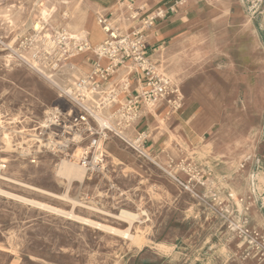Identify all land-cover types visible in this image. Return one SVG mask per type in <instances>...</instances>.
I'll use <instances>...</instances> for the list:
<instances>
[{"label": "rangeland", "instance_id": "374dc122", "mask_svg": "<svg viewBox=\"0 0 264 264\" xmlns=\"http://www.w3.org/2000/svg\"><path fill=\"white\" fill-rule=\"evenodd\" d=\"M44 1L0 0V190L70 212L73 207L66 201L5 180L22 181L60 196L67 182L58 177L57 169L63 161L79 165L61 154L42 149L35 139L43 138L42 128L52 108L71 109L63 92L83 76L67 66L74 61L83 66L93 59L91 52L70 57L60 73L53 75L40 72L38 62H23L4 46L16 50L19 37L32 36L35 29L42 30L47 23L57 24L55 14L60 2V14L68 20L75 11L73 4L79 0H52L50 20L38 15L37 6H44ZM8 17L15 23L8 24L5 21ZM93 21L97 25L94 16ZM58 26L70 36L72 29H83L80 23L72 20ZM52 29L59 27L48 25L45 28L49 32ZM227 46L212 52L210 58L205 57L201 46L200 56L183 61L184 71L180 77L168 74L179 89L182 106L185 98L193 93L200 98L198 102L202 105L195 115L198 116V130L204 137L197 155L193 157L190 153L180 160L170 158L160 164L157 155L152 157L154 162L139 158L124 144L120 145L121 149L129 157L119 161L115 155L118 150L110 143L107 146L112 152L108 159L109 172L87 174L85 185L74 183L70 190V197L84 204L75 209L78 216L118 232L130 228L127 222L116 218L121 212L139 215L131 229L135 241L77 224L0 193V264L262 263L264 259L244 246L232 229L233 224L248 218L250 204L243 197H232L224 192V187L212 180L207 168L212 158L214 160L213 155L210 157L214 151L209 144L214 141L210 139L212 132L235 134L246 128L251 131L257 125L256 116L252 115L248 123H242L239 117L246 90L244 85H237L235 79L246 70L247 62L239 56L238 43L233 41ZM232 66L235 72L230 74ZM54 79L60 84V90L53 85ZM182 106L177 110L169 105L167 108L174 113ZM161 107L164 105L147 109L158 116L157 110ZM218 116L220 119L216 120ZM48 135L49 132L44 136L45 141ZM224 141L221 139L222 143ZM222 154L217 157L220 162L225 159ZM252 157L250 147L238 158L239 169L244 170ZM158 160L161 161V157ZM190 176L200 179L204 186L195 184L193 192H189L175 180L188 181Z\"/></svg>", "mask_w": 264, "mask_h": 264}, {"label": "crops", "instance_id": "0c3cea01", "mask_svg": "<svg viewBox=\"0 0 264 264\" xmlns=\"http://www.w3.org/2000/svg\"><path fill=\"white\" fill-rule=\"evenodd\" d=\"M79 1L73 4L74 14L71 17L65 15L68 20L60 14L62 3L60 2L55 14L57 24L45 25L52 28L59 27L58 30H61L58 24L70 20L76 21L82 25L85 32L84 37H80L93 47L102 44L106 37L98 24L99 17L110 19L121 34L129 35L133 34L141 26L142 21L154 12L174 7V13H169L167 18L158 20L153 28L145 33L148 57L160 72L174 82L175 80L168 74L180 77L184 71L183 61L200 56L201 46L204 48L205 57L210 58L212 52L221 49L223 45L226 48L233 41L239 44L237 50L239 56L247 62L246 70L240 73V77L236 75L235 79V83L244 85L246 90L239 117L242 123H248L252 115L256 116L257 125L252 127L251 131L246 128L235 134L212 132L210 139L214 141L209 144L214 151L210 157L213 155L214 160L212 158L207 168L212 180L224 187V192H228L232 197H243L245 202L250 204V212L247 214L249 227L264 235V16L261 15V11L264 10V0ZM134 12L137 13L136 20L130 18ZM93 16L96 17L97 25L93 21ZM82 20L83 23L80 22ZM92 57L93 59L86 63L87 68L83 70L85 73H80L83 76L81 78L89 76L96 69L97 59L93 54ZM110 63L108 60H102L100 65L107 68ZM67 67L71 71H77L70 65ZM233 72L235 68L232 66L229 68V73L233 74ZM126 81L130 84L127 92L123 91V84ZM96 82L104 92L120 91L117 101L107 112L116 110L120 107V103L143 88L140 74L129 63L118 66L108 80L97 79ZM198 100L200 98L195 93L191 94L185 98L183 108L174 113L167 108L166 103H158L155 107L164 105L157 110L158 116L147 113V108H144L142 118L127 131V137L135 140L139 134L145 133L147 135L145 150L151 159L157 155L160 164L170 158L180 160L184 158L183 156L188 157L190 153L194 157L197 155L196 151L201 148L200 141L204 137L198 130L199 121L198 116L195 115L196 109L202 105ZM219 119L218 116L216 120ZM221 139L226 141L222 143ZM110 143L117 148L115 155L119 161L129 157L121 149L120 145L124 144L112 140L105 146L108 159L111 158L112 153L107 147ZM250 147L253 157L244 170H240L238 158ZM222 153L225 154V159L220 162L217 157ZM159 157L161 161L158 160ZM259 264H264V261Z\"/></svg>", "mask_w": 264, "mask_h": 264}, {"label": "built area", "instance_id": "2783aa9c", "mask_svg": "<svg viewBox=\"0 0 264 264\" xmlns=\"http://www.w3.org/2000/svg\"><path fill=\"white\" fill-rule=\"evenodd\" d=\"M175 8L158 10L145 18L133 34H121L110 19L98 18L105 40L98 46H91L87 41H78L64 30H34L32 36H21L17 40V49L6 47L29 64L38 62L40 72L56 75L62 66L75 54L90 51L97 59L96 69L87 77L81 78L64 90V99L71 109L54 107L45 120V134L36 141L42 149L61 154L70 161H77L87 174L104 175L109 172L106 144L118 140L133 150L139 157L152 161L145 150L147 135L139 134L135 140L127 137V131L142 118L143 109L154 107L164 102L175 110L182 106V98L176 83L160 72L147 55L145 42L146 31L153 28L158 20L167 18ZM264 16V10L261 11ZM130 18L137 19V13ZM31 53V54H30ZM30 55L29 58L24 57ZM102 60L110 61L107 68L100 65ZM131 64L140 74L143 88L129 96L119 108L107 112L117 101L120 91L104 92L96 80H108L114 70L121 65ZM129 82L123 84V91H128ZM45 141L44 136L48 134ZM45 141V142H44ZM35 163V160H33ZM185 190L193 192L195 184L204 186L201 180L190 176L188 181L175 178ZM232 229L244 246L255 251L264 259V235L249 227L248 218L233 224Z\"/></svg>", "mask_w": 264, "mask_h": 264}, {"label": "bare ground", "instance_id": "6f19581e", "mask_svg": "<svg viewBox=\"0 0 264 264\" xmlns=\"http://www.w3.org/2000/svg\"><path fill=\"white\" fill-rule=\"evenodd\" d=\"M45 3V6H42V5H38V15L43 18L44 20H50L51 19V16H52V13H51V10L49 9V7L52 5V0H45L44 1ZM15 16V15H14ZM5 21L8 23V24H13L15 22H13V20L11 19V17H8L5 19ZM12 29V28H11ZM78 33H81V34H78ZM85 34V32L83 31V29H79V28H74L71 30V37L75 38L76 40H83L82 37L80 36H83ZM84 37V36H83ZM8 60V59H7ZM13 61V60H11ZM14 62V61H13ZM24 62V61H23ZM11 64V63H10ZM22 66V65H21ZM72 68L76 69L77 70V73H81V74H84L85 72L83 71L86 67V64H84L83 66H79L75 61L73 63H71L70 65ZM128 66V65H127ZM124 67V66H123ZM126 67V66H125ZM22 68V67H21ZM63 68V67H62ZM86 70V69H85ZM130 70V69H129ZM75 74V73H74ZM59 76V75H58ZM118 76V75H117ZM57 77V76H56ZM51 78V77H50ZM112 78V77H111ZM55 82V84L53 83V85L57 86L60 90V84L54 79L53 80ZM50 82V81H49ZM70 82V81H69ZM67 83V82H66ZM46 85V84H45ZM63 85V84H62ZM68 87V86H67ZM54 91V90H53ZM38 104V103H37ZM41 105V104H39ZM44 107V106H43ZM45 109V108H44ZM115 109V108H114ZM151 113L152 111L150 109H147V113ZM31 113V112H30ZM24 122V120H23ZM4 123V121H3ZM4 134V132H3ZM10 138V137H9ZM8 140V139H7ZM36 140V139H35ZM0 143H1V140H0ZM32 143V142H31ZM34 143V142H33ZM1 146V145H0ZM32 146V145H31ZM22 149V148H21ZM33 149V148H32ZM5 153V152H4ZM26 153V152H25ZM10 154V152H9ZM14 154V153H13ZM17 154V153H15ZM11 155V154H10ZM19 156V155H18ZM13 158V157H12ZM14 162V161H13ZM5 164V163H4ZM26 166V165H25ZM41 166V165H40ZM45 167V166H44ZM37 168V167H36ZM13 169V168H12ZM24 169V168H23ZM43 169V168H42ZM41 169V170H42ZM16 170V169H15ZM27 170V169H26ZM17 171V170H16ZM20 173V172H18ZM28 172H26L27 174ZM57 175L59 178L63 179L64 181L67 182V186H66V190L65 192L60 196L48 191V190H44V189H40L39 187H33V186H30V185H27V184H24V183H21V182H18V181H15L13 179L9 180L8 178L5 179L7 181H10L12 182L13 184H18V185H22L24 186V188H29L35 192H38L42 195H45V196H48V197H53V198H57L58 200L61 199L63 201H66L68 203H70L73 207L72 211L70 212H66L62 209H58V208H55V207H52V206H49L48 204H44V203H41V202H37L33 199H30V198H25L24 196H17V195H14L12 193H10L9 191L6 192V191H1L0 190V193L4 194L5 197H8V198H12V199H15V200H18L22 203H25L26 205H31V206H35V207H38L42 210H45L49 213H52V214H55V215H59V216H63L65 218H67L66 220H71L77 224H81V225H84V226H87V227H94V228H98L100 230H103L105 232H108V233H112V234H117V235H120V236H123L125 238H129L131 240H136V237L132 234L131 232V229L133 228L134 226V223L136 221H138V218H139V215H136V214H133L131 212H128V211H123L121 212L120 216L116 217L117 219H120L124 222H127L128 225L130 226V228L125 231V232H118L116 231L115 229L113 228H110L108 226H105V225H102V224H98V223H95L94 221H92L91 219H85V218H82L81 216H78L76 213H75V209L78 207V206H84V204L79 200V199H72L70 197V190L72 188V186L74 185V183H80L82 186L86 184V177H87V171L80 165H77V164H74V163H71V162H68V161H63V163L61 164V166L57 169ZM10 176V175H9ZM27 177V176H26ZM56 177V176H54ZM42 178V176H41ZM24 182V181H23ZM6 183V182H5ZM63 183V182H62ZM1 184V183H0ZM52 184V183H51ZM21 186V187H22ZM96 187V186H94ZM3 188V187H2ZM78 188V187H77ZM86 190V189H84ZM84 195V194H83ZM86 196V195H84ZM104 196V195H103ZM3 197V196H2ZM75 198V197H74ZM82 198V197H81ZM102 198V197H101ZM65 202V203H66ZM23 205V204H22ZM26 205H25V208H26ZM94 205V204H93ZM24 206V205H23ZM22 206V207H23ZM30 206V207H31ZM92 206V205H91ZM21 208V207H20ZM99 209V208H98ZM105 211V210H103ZM44 212V211H43ZM94 213V212H93ZM108 216H112L111 214L107 213ZM144 215V214H143ZM113 217V216H112ZM59 218V217H58ZM65 220V221H66ZM69 222V221H68ZM25 235V234H24ZM26 236V235H25Z\"/></svg>", "mask_w": 264, "mask_h": 264}]
</instances>
